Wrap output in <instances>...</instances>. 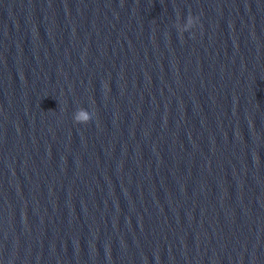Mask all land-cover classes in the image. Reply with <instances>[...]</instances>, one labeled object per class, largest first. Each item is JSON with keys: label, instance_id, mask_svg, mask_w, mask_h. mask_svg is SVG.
<instances>
[{"label": "water", "instance_id": "obj_1", "mask_svg": "<svg viewBox=\"0 0 264 264\" xmlns=\"http://www.w3.org/2000/svg\"><path fill=\"white\" fill-rule=\"evenodd\" d=\"M0 264H264V0H0Z\"/></svg>", "mask_w": 264, "mask_h": 264}, {"label": "clouds", "instance_id": "obj_2", "mask_svg": "<svg viewBox=\"0 0 264 264\" xmlns=\"http://www.w3.org/2000/svg\"><path fill=\"white\" fill-rule=\"evenodd\" d=\"M178 27H179V25H178ZM185 27H186V25H185ZM183 28H184V27H183ZM181 29H182V28H180V31H181Z\"/></svg>", "mask_w": 264, "mask_h": 264}]
</instances>
